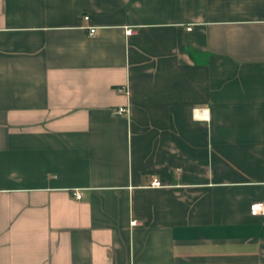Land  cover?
I'll return each mask as SVG.
<instances>
[{
    "label": "crops",
    "instance_id": "1",
    "mask_svg": "<svg viewBox=\"0 0 264 264\" xmlns=\"http://www.w3.org/2000/svg\"><path fill=\"white\" fill-rule=\"evenodd\" d=\"M255 203L264 0H0V264H264Z\"/></svg>",
    "mask_w": 264,
    "mask_h": 264
},
{
    "label": "built area",
    "instance_id": "2",
    "mask_svg": "<svg viewBox=\"0 0 264 264\" xmlns=\"http://www.w3.org/2000/svg\"><path fill=\"white\" fill-rule=\"evenodd\" d=\"M83 20L86 21L87 18L85 17V18H83ZM86 29H87V34L89 36H92L95 33V28H93V27H87ZM127 34H129V31H127ZM116 92L119 94L123 93L124 89L123 88H117ZM125 112H126L125 108L119 107L113 112V114L121 115ZM150 185L153 187H159V183L156 181H152V183ZM73 198L75 200H78L80 198V194L75 192L73 194ZM249 212H250L251 216H264V204L263 203L252 204L249 208ZM135 224H136V222H131L130 225L134 226Z\"/></svg>",
    "mask_w": 264,
    "mask_h": 264
}]
</instances>
